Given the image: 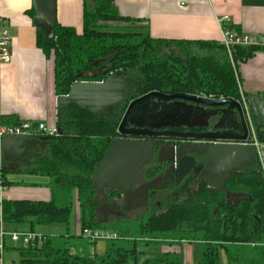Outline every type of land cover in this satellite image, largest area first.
I'll return each instance as SVG.
<instances>
[{
  "label": "trees",
  "instance_id": "16d2710c",
  "mask_svg": "<svg viewBox=\"0 0 264 264\" xmlns=\"http://www.w3.org/2000/svg\"><path fill=\"white\" fill-rule=\"evenodd\" d=\"M84 5L80 33L56 24L54 41H49L37 32V45L46 56L53 57L55 94L67 95L74 81H103L117 72L124 82L122 99L103 114L86 104H65L55 121L58 133L48 136L44 150L28 157L25 169L17 172L47 178L50 198L3 199L1 217L6 231L17 230L18 225H27V232L52 224L68 229L75 195L80 229L109 231L105 223L118 222L125 223V230L120 235L113 232L116 237L108 240L100 256L72 254L40 233L44 237L40 244L16 246V264H182L176 252L165 251L158 259L137 251L136 242L171 246L183 239L199 244L196 264H223L221 251L226 264H264V180L257 163L230 173L229 188L245 191L251 198L220 208L217 213L213 212V206L219 203L216 189L203 187L176 210L169 207L166 214L142 213L136 221L128 214L111 216L101 223L91 183L96 165L110 140L117 136L116 127L130 100L152 90L238 99V66L261 48L233 45L228 53L220 42L212 40L151 38L134 26L138 19L120 16L111 0H94L91 8ZM19 122L0 115V125ZM256 132L264 141V127ZM7 174L0 168V184L12 183L6 179ZM114 191L108 187L103 190L107 198ZM130 230L135 236L126 235Z\"/></svg>",
  "mask_w": 264,
  "mask_h": 264
},
{
  "label": "water",
  "instance_id": "95a60500",
  "mask_svg": "<svg viewBox=\"0 0 264 264\" xmlns=\"http://www.w3.org/2000/svg\"><path fill=\"white\" fill-rule=\"evenodd\" d=\"M55 0H32L35 14L32 23L49 41H54L56 14ZM98 63V62H96ZM100 69H97V72ZM124 82L118 73H112L103 81H74L67 95L56 97V116L60 109L69 102L91 106L92 110H110L111 105L122 99ZM177 99V100H175ZM245 102L254 128L257 131L264 125V103L259 94L244 95ZM189 102V103H187ZM228 115L229 125L219 123L223 115ZM218 119L212 132H201L194 138L214 141L205 146L203 154L212 162V172L202 171L201 178L213 183L215 188H223V172L235 168L236 162H248L255 158L253 146L248 144L249 129L240 101L233 97H207L199 94H167L152 90L130 100L116 127L120 138H113L96 165L91 183L95 188L93 204L97 219L104 223L109 215H117L114 202H106L103 189L108 187L123 192L126 201L122 210L128 211L133 205L141 204L147 189L152 183H143L141 167L153 153V145L145 139L128 138L169 136V132H154L170 122L198 121L205 123L211 116ZM127 137V138H126ZM49 143L46 135H10L0 137V168L5 173H17L25 169L24 161L36 152H42ZM179 170L189 169L194 159L184 154L179 162ZM226 163L227 167H222ZM241 165V164H240ZM227 202L236 204L241 197L250 199L244 192L226 191ZM217 213V206L213 208ZM257 218V216H256Z\"/></svg>",
  "mask_w": 264,
  "mask_h": 264
},
{
  "label": "crops",
  "instance_id": "0c3cea01",
  "mask_svg": "<svg viewBox=\"0 0 264 264\" xmlns=\"http://www.w3.org/2000/svg\"><path fill=\"white\" fill-rule=\"evenodd\" d=\"M111 1L120 16L138 19L134 26L147 32L151 38L221 42V20L224 17L228 18L224 23L240 33L264 36V0ZM85 3L91 8L94 0H55L56 24L73 27L80 33ZM34 14L32 0H0V28H7L12 38L9 46L11 60L0 64V115L18 121L56 123L53 57L46 56L36 43L38 30L32 23ZM238 73L243 95L257 93L264 103V48L257 49L241 62ZM38 177L39 180L25 182L7 175L6 179L12 183L3 185L0 191V212L3 199L48 200V179ZM75 216L79 224L78 208ZM61 228L60 224L36 226L34 232L49 235ZM15 229L28 231L29 228L18 225ZM19 245L6 237L0 264H16L19 259L16 246Z\"/></svg>",
  "mask_w": 264,
  "mask_h": 264
},
{
  "label": "flooded vegetation",
  "instance_id": "af4514ba",
  "mask_svg": "<svg viewBox=\"0 0 264 264\" xmlns=\"http://www.w3.org/2000/svg\"><path fill=\"white\" fill-rule=\"evenodd\" d=\"M176 92L180 91L168 92L167 94H172ZM94 111L97 112V114H103L107 110L102 109ZM217 119L218 117L213 115L203 124H201L200 120H189L183 122H170L162 127L152 128V131L154 132L166 131L171 134H174L169 136H129L128 138L145 139L152 143L153 153L151 157L146 160L141 167V179L143 183L153 182L154 184L153 187L147 189L146 196H144V198L142 199L141 204L133 205L128 211L122 210V207L124 206L126 201V197L124 196L122 191L115 189L113 196L107 198L106 202H114L116 204L114 210L119 211V214L109 215L108 219L111 216L123 217L128 214L130 219L136 221L137 217L142 213L143 215L149 214L151 212H155L157 214L162 215L164 213L166 214L168 211L176 210V208L182 206L186 199H189V197L194 193L201 192V188L203 187H210L213 188V190L216 189V191L214 192L217 194V199L219 203L215 204L213 208L217 206V211L220 208H223L227 205H231L227 202V198L225 196L226 191L244 192L246 194L245 191H234L229 188L230 173L237 172L238 170L247 167L249 165V161L245 163L236 162L234 165V169L223 172L225 177L222 182L223 188H215L212 182L206 181L201 178L200 173L202 171L212 172V162L209 161V159L203 154V150L205 149V146L210 145L214 141L194 138L193 135L201 132H212L213 126L216 123ZM219 123L222 125H229V116L226 114L223 115ZM120 137L125 138V136H119L118 134L115 138ZM184 154H187L191 158H193L194 162L189 169L182 171L176 168L177 164L175 161L179 162V160ZM254 160V163L256 164L257 161L256 159ZM222 167H227V164L224 163ZM243 199L244 197H241L239 201H237L234 205H237ZM169 207L172 209L169 210ZM171 215L174 217V213ZM173 221L177 223L178 220L174 219ZM180 242L188 244L192 243L193 241L183 239ZM171 252L174 251L171 250Z\"/></svg>",
  "mask_w": 264,
  "mask_h": 264
},
{
  "label": "built area",
  "instance_id": "2783aa9c",
  "mask_svg": "<svg viewBox=\"0 0 264 264\" xmlns=\"http://www.w3.org/2000/svg\"><path fill=\"white\" fill-rule=\"evenodd\" d=\"M228 20L227 17H224ZM221 20L222 25V38L221 44L226 48L227 52H230V49L233 45H243V46H258L264 48V36L248 33H240L233 26H230L228 23H224L226 20ZM11 35L7 28H0V64L7 63L11 60L10 53V43ZM238 100L242 104V108L245 114L246 122L249 129L248 144L253 146L255 150V159L257 161L259 170L264 180V141H261L257 135V132L254 128V123L252 117L249 114L247 104L244 99V95L239 91ZM199 95L207 97H216L212 94H203ZM58 133V128L56 123H48L45 121H29L23 120L17 124L11 125H0V137L5 134L10 135H21V134H32V135H56ZM4 188L3 185H0V191ZM80 234L83 237L90 239L91 241L98 240H109L116 237V234L110 231L101 230V229H90L83 228L80 229ZM6 237H9L10 240L16 244L27 245L29 243H41L44 237L38 232H27V231H6L3 227L1 212H0V254L4 248V240Z\"/></svg>",
  "mask_w": 264,
  "mask_h": 264
},
{
  "label": "rangeland",
  "instance_id": "374dc122",
  "mask_svg": "<svg viewBox=\"0 0 264 264\" xmlns=\"http://www.w3.org/2000/svg\"><path fill=\"white\" fill-rule=\"evenodd\" d=\"M255 158H251L249 160V165H254ZM253 163V164H252ZM8 177L22 180L25 182H29L31 180H39L34 177H24L20 176L19 173H10L7 174ZM12 175V176H9ZM42 177V176H41ZM42 179V178H41ZM73 207L71 208V216H70V222L68 225V229L61 228L54 233H48L50 238L52 239L53 243L59 246L60 248H65L69 250L72 254H77L80 256H89V255H102L103 250L107 247L109 244L108 240H98L96 242H92L90 239L81 236L80 234V226L77 223L76 216H75V210L78 208L77 201L75 199V195L73 196ZM106 229L110 232H116L118 235H120L124 230L125 223H118V222H112V223H105ZM135 232L133 234L130 231H127L126 235L128 237L135 236ZM119 238V236H118ZM120 244H122V240H118ZM136 250L139 252L146 253L148 255H151L155 258L161 259L163 257V253L165 251H175L178 253L181 257V260L184 264V259L187 260V263L185 264H196L198 255H199V244L197 242L192 243H181V244H172L171 247L167 245V243H159V244H153L149 243L146 244L144 242H136ZM221 260L223 264H226V258L224 255V252L221 251Z\"/></svg>",
  "mask_w": 264,
  "mask_h": 264
}]
</instances>
